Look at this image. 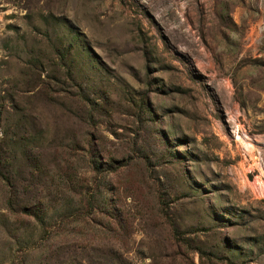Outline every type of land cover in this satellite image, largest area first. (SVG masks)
<instances>
[{
	"label": "rangeland",
	"instance_id": "obj_1",
	"mask_svg": "<svg viewBox=\"0 0 264 264\" xmlns=\"http://www.w3.org/2000/svg\"><path fill=\"white\" fill-rule=\"evenodd\" d=\"M0 264H264V0H0Z\"/></svg>",
	"mask_w": 264,
	"mask_h": 264
},
{
	"label": "trees",
	"instance_id": "obj_2",
	"mask_svg": "<svg viewBox=\"0 0 264 264\" xmlns=\"http://www.w3.org/2000/svg\"><path fill=\"white\" fill-rule=\"evenodd\" d=\"M93 166H94V168L96 167L95 164H94ZM22 210H23V212H24L25 214L38 216L37 213H36V211H35L32 207H25V206H24V207L22 208Z\"/></svg>",
	"mask_w": 264,
	"mask_h": 264
}]
</instances>
